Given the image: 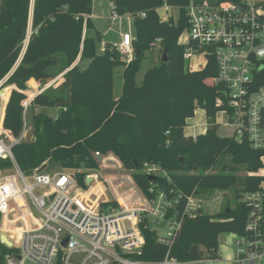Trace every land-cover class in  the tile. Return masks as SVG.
<instances>
[{
	"label": "trees",
	"instance_id": "1",
	"mask_svg": "<svg viewBox=\"0 0 264 264\" xmlns=\"http://www.w3.org/2000/svg\"><path fill=\"white\" fill-rule=\"evenodd\" d=\"M109 1L118 14L135 16L136 57L124 67L119 98L114 96V72L123 66L120 53L113 43H106L105 51L99 54L98 43L103 36L91 19L94 0H34L33 13V0H2L0 83L14 70L29 31L32 33L19 67L3 85L7 87L3 96L0 89V108L2 98L6 99L5 117L0 121V135L4 138L20 136L24 106L29 101L33 112L34 140L25 139L12 149L21 170L30 174L52 161L58 168L76 171L78 183L86 187L87 170L98 167L93 154H113L148 198L155 197L150 191L154 189L178 199L171 212L178 220H185L171 249L159 241L150 222L141 225L145 260H162L169 250L171 257L186 264H197L202 259L220 260L221 234L247 235L251 207L245 197L255 192L263 196L260 229L264 238V177L257 175L264 169V147L252 146L247 138L238 141L233 135L219 136L216 115L229 108L226 104L217 105L223 86L213 85V78L218 75L216 60L208 56L202 70L192 71L184 58L186 49L179 44L180 36L189 28L186 8L196 0ZM164 7L177 9L178 18L163 20L159 10ZM140 13L146 16L138 17ZM156 42L166 51L167 61L149 69L139 85L137 74L144 53ZM63 52L68 70L79 55L81 61H89L87 67L76 65L65 74L58 88L37 93L53 79L49 70L60 64L59 54ZM262 85L264 68L255 80V86ZM42 107L58 108L60 113L57 117L35 113ZM198 108L205 111L209 125L204 134L194 139L185 131ZM145 164L156 165L167 173H144ZM11 166L9 160L0 159V170ZM107 180L122 177L112 175ZM127 186L125 180L115 189L122 196ZM97 190L100 195L106 192L101 183L92 184L91 192ZM229 191L234 193L233 206L215 215L206 214L203 209L185 214L190 197ZM90 195L85 192L80 198L85 205ZM5 251L0 244V264H4Z\"/></svg>",
	"mask_w": 264,
	"mask_h": 264
},
{
	"label": "built area",
	"instance_id": "2",
	"mask_svg": "<svg viewBox=\"0 0 264 264\" xmlns=\"http://www.w3.org/2000/svg\"><path fill=\"white\" fill-rule=\"evenodd\" d=\"M264 0H196L186 8L189 39L184 58L190 62L197 54L213 56L218 75L213 85H222L217 105H227L228 125L238 141L247 138L252 146L264 147V85L255 86L256 76L264 68ZM2 0H0V6ZM168 10V9H167ZM145 13L138 17H145ZM127 28L124 17L114 9L109 21L119 28L121 41L115 45L123 61L131 64L135 57V16L129 14ZM105 51V45L102 48ZM207 64V63H206ZM30 102L25 104L24 112ZM23 112L22 132L17 138L0 135V159L12 166L0 170V235L6 219L11 232L0 238L6 249L4 264H186L170 256L150 261L142 258L145 238L141 225L146 221L165 233L159 241L173 247L183 227L184 217L173 214L174 202L165 192L150 189L155 197L148 198L131 175L120 174L122 180L95 178L89 173L82 187L71 169L49 172V167L35 168L25 174L18 165L13 147L26 139V113ZM194 139L196 135L192 136ZM100 166L108 169L106 158L95 152ZM101 158V160H99ZM144 173L159 172L145 164ZM44 168V169H43ZM146 169V170H145ZM90 180V182H87ZM128 181V190L120 196L115 187ZM110 184L114 197L106 198L91 192L92 184ZM132 188V191L130 190ZM90 192L88 204L80 199ZM108 193V188L106 187ZM262 193L248 194L245 201L251 207L246 224V236H237V264H264V238L260 229ZM203 209L199 197H190L185 214ZM25 222V227H23ZM147 226V225H146ZM202 259L197 264L211 263Z\"/></svg>",
	"mask_w": 264,
	"mask_h": 264
},
{
	"label": "rangeland",
	"instance_id": "3",
	"mask_svg": "<svg viewBox=\"0 0 264 264\" xmlns=\"http://www.w3.org/2000/svg\"><path fill=\"white\" fill-rule=\"evenodd\" d=\"M111 8L108 0H94V5H93V13H94V18H93V23L96 27V30L100 32L103 36L102 42L98 43V50L99 54H102V48L104 46V43H113V44H119L120 43V32L119 28L117 26H114L110 23L109 18L111 16ZM159 14L163 20H167L170 16H174L175 18H178V10L177 9H172L169 8V10H165V8H162L159 10ZM124 23H125V29L127 28V18H124ZM94 34V32H92ZM189 39V33L187 31L183 32V34L179 38V44L184 45L187 43ZM80 48L82 49V43L80 45ZM135 49V48H134ZM164 51L162 50V46L160 45V42H156L151 46V48L144 53V60L141 64V68L139 73L137 74V83L140 85L142 84L144 75L146 72L151 69L154 65L159 64L163 58H164ZM136 54V52H135ZM66 53L63 52L59 54L60 57V64L49 70V72L52 74L53 79L48 82L44 83L43 86L38 89L39 93L45 92L49 89H56L58 88L63 82H64V76L68 71V68H66ZM166 58H167V53H166ZM120 62L122 63V67L116 68L114 72V96L115 98H119L122 94L123 91V84H124V79H123V70L124 67L128 66L127 63H125L121 57L119 56ZM89 61H81V55L78 56L76 59L75 63L73 65H78L80 64L81 68H86L88 65ZM207 63V58L203 54H197L195 55L191 62H190V67L192 70H202L204 66ZM19 67V62L15 67ZM17 67V68H18ZM4 85V84H3ZM3 85L0 87L2 89V96L3 91L6 88L3 87ZM30 102V101H29ZM28 102V103H29ZM6 103V99L2 98V103H1V108H0V121H3V118L5 117V111H4V106ZM26 113V122H27V134H26V139L33 138V112L31 108H27L25 110ZM35 113L37 114H43L47 116H52V117H57L60 113V109L58 108H38L36 109ZM216 123L219 125V130L218 134L221 137H232L233 135V128L228 125V116L224 112H219L216 115ZM189 126L186 128V133L188 135H193V134H202L203 130L206 129V125H209L205 111L202 108H198L196 110L195 117L190 119L188 121ZM198 134V135H199ZM7 140L8 137H7ZM109 157L106 158L107 164L109 166L108 169H105L103 166H100L98 164V167H93L89 168L87 170V173L90 175H94L95 178H101L105 179L106 176H112V175H120L123 174L124 176L131 175V172L125 170L122 167V164L116 159V163L114 162V157L111 154H107ZM183 161V160H182ZM47 166L49 167V172H54L57 170H60L61 168H58V166L53 163L52 161L47 163ZM145 168V167H144ZM150 169L153 168H158L156 165H149ZM84 169V166H82V170ZM157 169V170H158ZM74 173L73 169H71ZM146 170V169H145ZM264 170V169H263ZM159 172H156L154 174H166L167 172H162L160 169L158 170ZM262 175L264 176V171L262 172ZM105 176V177H104ZM94 185V184H93ZM110 184L104 185L102 184L103 189L108 188V193L105 192L103 194L104 197H107L109 194L110 196H115L114 195V190L111 189L109 186ZM264 185V184H263ZM132 191V188H130ZM97 195L102 194L99 190L96 192ZM221 195L223 197V200H218L217 196ZM205 203H204V210L206 214L209 215H215L227 208V206H233L234 205V193L232 191L227 192L226 194L223 192H216L213 193L207 197H205ZM25 222H23V227H25ZM0 231H1V225H0ZM2 232L4 234L7 233H12L11 232V225L9 222L5 219L2 224ZM158 233L160 235L165 233V230L159 228ZM236 238L229 234H223L220 237V242H219V254L220 256L222 255V259L226 260L227 258H232V259H237V251L238 248L235 244ZM232 244V245H231ZM205 264H224V263H219L217 261H213L212 263H205Z\"/></svg>",
	"mask_w": 264,
	"mask_h": 264
},
{
	"label": "crops",
	"instance_id": "4",
	"mask_svg": "<svg viewBox=\"0 0 264 264\" xmlns=\"http://www.w3.org/2000/svg\"><path fill=\"white\" fill-rule=\"evenodd\" d=\"M109 1V0H108ZM109 4H110V8H111V11L113 10V4L109 1ZM93 5H94V3H93ZM32 6H33V4H32ZM165 8V10H169V8L168 7H164ZM161 10V9H160ZM128 15L129 14H127V15H124L123 17L125 18V17H128ZM93 18H94V13L91 15V19H92V21H93ZM120 38H121V35H120ZM120 41H121V39H120ZM106 43H104V45H105ZM114 45H117V44H114ZM206 66V65H205ZM204 66V67H205ZM192 71H196V70H192ZM36 92L37 93H39V90H36ZM207 128H208V125H206V129H204L203 130V132H202V134H204L205 132H206V130H207ZM185 133H186V131H185ZM198 134L199 133H197V134H193V135H196V136H198ZM186 135L187 136H193V135H188L187 133H186ZM200 135V134H199ZM7 137L8 138H14V137H12V136H9V135H7ZM113 157H114V159H117L113 154H111ZM118 160V159H117ZM119 161V160H118ZM120 162V161H119ZM121 163V162H120ZM122 167H123V165H122ZM264 170L262 169V170H260L258 173H257V175H259V176H262V177H264L263 175H262V172H263ZM264 181H263V183H262V187L264 188ZM216 193V192H215ZM205 197H207V196H205ZM205 197H200V201H201V203H202V206H203V210H204V203H205ZM217 199L218 200H223V197L221 196V195H218L217 196ZM229 207V205L227 206V208ZM205 211V210H204ZM206 213V212H205ZM180 234H181V231H180V233H179V235H178V237H177V239L179 238V236H180ZM223 234H226V233H223ZM223 234H221V235H223ZM229 234H231V235H233L235 238H236V242H237V236L235 235V234H233V233H229ZM221 235H220V237H221ZM220 237H219V242H220ZM236 242H235V244H236ZM232 245V244H231ZM203 249V252L205 253V256H207V251H206V249L205 248H202ZM217 262H219V263H224V264H237V262H236V260L235 259H232V258H227L226 260H224V259H222V255H221V259L220 260H217ZM212 263V262H211Z\"/></svg>",
	"mask_w": 264,
	"mask_h": 264
},
{
	"label": "water",
	"instance_id": "5",
	"mask_svg": "<svg viewBox=\"0 0 264 264\" xmlns=\"http://www.w3.org/2000/svg\"><path fill=\"white\" fill-rule=\"evenodd\" d=\"M33 7H34V0H33V6H32V13H33ZM31 30L29 31V33H28V37H27V41H26V44H25V48H24V51H23V54H22V56H21V58H20V60H19V65H20V63H21V61H22V59H23V57H24V54H25V52H26V49H27V47H28V43H29V39H30V37H31ZM164 62H166L167 61V58H166V51H165V53H164ZM76 66V64L75 65H73L71 68H73V67H75ZM18 67V66H17ZM17 67H15L14 68V70L11 72V74L6 78V79H4L1 83H0V87L12 76V74L15 72V70L17 69ZM70 68V69H71ZM69 69V70H70ZM68 70V71H69ZM67 71V72H68ZM33 140H34V138H33ZM79 158H77V160H78ZM99 160H101L100 158H99ZM44 169V168H43ZM87 182H89V180H87ZM0 238H1V240L2 241H4L5 243H9V241L7 240V238H6V236L4 235V234H1L0 235Z\"/></svg>",
	"mask_w": 264,
	"mask_h": 264
},
{
	"label": "bare ground",
	"instance_id": "6",
	"mask_svg": "<svg viewBox=\"0 0 264 264\" xmlns=\"http://www.w3.org/2000/svg\"><path fill=\"white\" fill-rule=\"evenodd\" d=\"M10 234H12V233H10ZM8 240V239H7ZM9 244H11L10 242H9Z\"/></svg>",
	"mask_w": 264,
	"mask_h": 264
}]
</instances>
